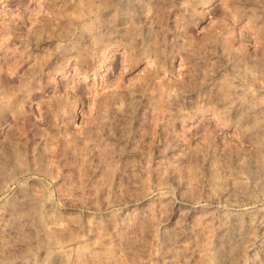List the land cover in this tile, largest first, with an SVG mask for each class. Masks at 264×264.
Returning <instances> with one entry per match:
<instances>
[{
	"label": "rangeland",
	"instance_id": "rangeland-1",
	"mask_svg": "<svg viewBox=\"0 0 264 264\" xmlns=\"http://www.w3.org/2000/svg\"><path fill=\"white\" fill-rule=\"evenodd\" d=\"M0 264H264V0H0Z\"/></svg>",
	"mask_w": 264,
	"mask_h": 264
},
{
	"label": "bare ground",
	"instance_id": "bare-ground-1",
	"mask_svg": "<svg viewBox=\"0 0 264 264\" xmlns=\"http://www.w3.org/2000/svg\"><path fill=\"white\" fill-rule=\"evenodd\" d=\"M217 228V227H216ZM222 229V228H221ZM226 231V230H225ZM235 233V232H234ZM230 251V250H229ZM226 260V259H225ZM234 260V259H233ZM227 262H229V261H227ZM236 262V261H235Z\"/></svg>",
	"mask_w": 264,
	"mask_h": 264
}]
</instances>
